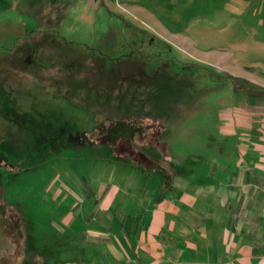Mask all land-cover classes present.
Segmentation results:
<instances>
[{
	"label": "crops",
	"instance_id": "1",
	"mask_svg": "<svg viewBox=\"0 0 264 264\" xmlns=\"http://www.w3.org/2000/svg\"><path fill=\"white\" fill-rule=\"evenodd\" d=\"M87 1L110 21L121 9L133 15L136 30L199 65L201 77L212 71L214 99L166 136L175 173L165 185L160 169L115 160L88 176L66 172L70 184L55 187L56 177L36 215L46 227L32 224L40 259L264 264V0H0V34L23 36L43 5L61 7L62 24ZM238 79L258 86L254 96L234 88Z\"/></svg>",
	"mask_w": 264,
	"mask_h": 264
},
{
	"label": "rangeland",
	"instance_id": "2",
	"mask_svg": "<svg viewBox=\"0 0 264 264\" xmlns=\"http://www.w3.org/2000/svg\"><path fill=\"white\" fill-rule=\"evenodd\" d=\"M118 11L120 16L114 13L110 21L99 17L95 5L87 1L60 24L57 40L54 33L43 32L45 25L30 21L23 23L21 37L4 41L0 34V173L5 198L22 204L31 225L46 227V216L40 223L36 215L56 177L55 187L70 184L66 172L88 176L115 160L138 170L160 169L169 176H164V185L170 182L175 168L166 136L214 99L207 82L212 71L204 69L202 78L199 65L136 30L133 15ZM131 50L135 51L130 57L121 58ZM146 64L158 67L159 73L154 77L146 73ZM153 82H165L169 89L148 86ZM45 117L50 118L49 125ZM34 118L37 122H28L30 129L17 121ZM38 123L40 140L52 126L53 133L65 140L36 166L20 170L27 165L17 146L24 140L31 144L30 130L35 131ZM30 232L33 235V227ZM28 259L23 254L22 261Z\"/></svg>",
	"mask_w": 264,
	"mask_h": 264
},
{
	"label": "trees",
	"instance_id": "3",
	"mask_svg": "<svg viewBox=\"0 0 264 264\" xmlns=\"http://www.w3.org/2000/svg\"><path fill=\"white\" fill-rule=\"evenodd\" d=\"M0 7L1 9L3 8L1 5ZM42 9L43 11H45V13H47L46 9L48 10V8L44 5L41 9H39L40 14L38 18L40 19V21L38 23L41 26L42 25L46 26L47 29H45L43 32L46 33L50 31L51 33H54L53 37L55 40H57L58 38L55 35L57 32L60 31L59 27H61L60 25L61 23L59 22L64 17L61 7L59 6L52 7V9H50L51 13L49 14L41 13ZM144 68L146 69V73L148 72L149 74H152L153 77L155 74L159 73V69L155 65L146 64ZM139 72L141 75H144L142 69H140ZM153 83L154 84L148 83V86L154 85L160 88V90L169 89L168 87L166 88V86H164L165 82L164 83L153 82ZM234 84H235L234 85L235 89L237 88L245 89L248 95L250 96H254L253 95L254 90L258 89L257 85L251 84L241 79L235 80ZM143 85L147 86L146 84ZM186 86L184 87L180 86V88L181 87L185 88ZM170 89L175 90L176 88L170 87ZM256 95L258 94L256 93ZM45 118L47 119V125H49L48 121L50 118L48 117ZM17 121L23 123L25 129L26 127L30 129L33 127H29L28 122L30 121L31 123H35L37 122V118H34L33 120H26V121L17 120ZM38 125L39 126L35 128L37 131L36 130L33 131L32 129L30 130L31 144H27V142H25L24 140L22 146H17V144L14 142V144L17 147H20L22 149L21 153L19 154L17 153V154L23 161L26 160L25 165L27 166L20 167V170L27 169L29 165H31L30 167H32L33 165L36 166L37 163H39V160L42 161L45 157H47V153L51 152L52 150L60 149L58 146H60L61 145L60 143H63V141L65 140L61 137V135H59V133H57L58 136L57 134L53 133L56 131V129H54L53 126L50 128V130H47L46 132L47 136L44 138V140H40V137L42 135L41 133H39L40 123H38ZM8 136L10 139L11 138L10 135ZM24 149L25 151H23ZM12 173L15 172L14 171L10 172V174ZM4 182H5L4 173L2 172L0 173V264H46L45 261L40 259V258H45L46 255L36 249L37 245L34 244L32 240L33 235L31 232L29 233L30 227L31 228L33 227V225H31L29 216L27 215L21 203L19 202L10 203L7 201V199L5 198ZM1 241L3 245H1ZM23 249L25 250L22 251ZM22 253L28 254L29 259L27 261H22L23 258ZM20 259L21 261H19Z\"/></svg>",
	"mask_w": 264,
	"mask_h": 264
},
{
	"label": "flooded vegetation",
	"instance_id": "4",
	"mask_svg": "<svg viewBox=\"0 0 264 264\" xmlns=\"http://www.w3.org/2000/svg\"><path fill=\"white\" fill-rule=\"evenodd\" d=\"M133 51H135V50H131L128 54H125L124 56H121V58H127V57H130V55H132L131 53H133ZM72 139H74V142L75 143H78V138H76V137H74V138H72ZM72 139H70V141L72 140ZM73 142V141H72ZM71 142V143H72Z\"/></svg>",
	"mask_w": 264,
	"mask_h": 264
}]
</instances>
